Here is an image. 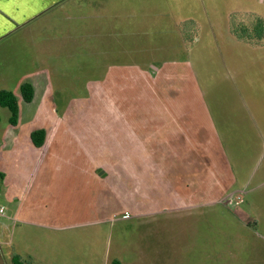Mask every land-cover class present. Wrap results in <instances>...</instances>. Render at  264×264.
<instances>
[{"label":"rangeland","instance_id":"1","mask_svg":"<svg viewBox=\"0 0 264 264\" xmlns=\"http://www.w3.org/2000/svg\"><path fill=\"white\" fill-rule=\"evenodd\" d=\"M253 17L264 0H72L0 43V91L43 87L29 103L9 91L14 126L0 107V264L50 243L69 264H264V37L232 32ZM113 67L129 69L105 84ZM205 110L209 143L199 120L189 143L150 120ZM108 115L144 122L110 132ZM67 116V138L24 146Z\"/></svg>","mask_w":264,"mask_h":264},{"label":"crops","instance_id":"2","mask_svg":"<svg viewBox=\"0 0 264 264\" xmlns=\"http://www.w3.org/2000/svg\"><path fill=\"white\" fill-rule=\"evenodd\" d=\"M72 0H9V2H6L3 4L2 8H0V43H3V41H6L12 34H14L17 30H22L24 28L27 27V25L30 24V22L40 16L43 17L45 15H51L53 12H55L56 10H59L60 8H63L64 6L68 5ZM129 67L126 70H122V68H117V67H113L109 70V72L105 75V84L113 81V76L115 73H119V72H126L128 71ZM155 69V68H154ZM141 70V69H140ZM157 71V69H155ZM161 70L158 68V72H160ZM27 80V79H26ZM22 80H19V86L17 87V83L16 85L10 89L8 87H5L2 90H19L20 92V86L23 83H26V81L22 82ZM5 82V79H4ZM40 82L41 80H39L38 78H35V80H29L28 83H30V85L33 88L34 94L33 97H35L36 95V89H37V95H39L40 99L43 98V94H39L38 91L40 90L41 92H43V87H40ZM114 83V82H113ZM191 87V91H192V86L189 85ZM185 91L184 93L186 94L187 91H189L188 89L183 88L182 91ZM190 91V93H191ZM20 99L22 100L21 96ZM18 100V99H17ZM174 102V101H173ZM201 107L202 109L203 106L205 105L201 99ZM169 105V104H168ZM176 105V104H175ZM206 112V116L204 117L203 114L200 117H193L190 115H186V116H181V115H152V119H150L151 121H153L155 123V128L154 130L156 131V133L158 135H160L162 132H164V128L161 124H165L166 126L168 125V127L170 129H172L174 131V133L178 136V137H183L184 139H186V141L189 142H193V139H191V135L193 136L192 132H193V122L194 120H199L200 124H201V128L200 131L205 132V136L207 137V142L208 138L210 137V142L211 139H214L215 136V130L213 128V125L211 124L212 121L210 119V117L208 116V110H205ZM142 115H118L116 117H113L112 115H108L105 117V123L107 125L110 126H106V131H116L115 128L121 129L123 132L124 131H128V130H133L136 127L139 126V122H144V118L140 117ZM161 116V117H158ZM95 121H96V117H92ZM141 118V120H140ZM75 119H77V117H73V116H67V123L71 126L65 127L62 126L63 123H65V121H63L61 118H51V121H49L48 124H42L41 127H44L45 129V141L42 147L40 148H35L32 145V142L30 140V132L27 131L26 135H25V139H24V146L26 145V147H28L29 150H44L47 151L49 146L51 145V140H53L54 138L56 140L61 139L65 134H66V138L68 134H72L73 131H76L78 129V127H76L75 125L77 123H75V125H72L73 122L75 121ZM124 119V120H122ZM179 119V120H178ZM182 119L185 120V129H184V133L181 131L182 127L178 128L177 126V122L182 121ZM203 123H202V122ZM126 122V123H125ZM124 124V126H121L120 124ZM134 124V125H133ZM175 124V125H174ZM112 125H114L113 127H111ZM59 128L60 131H59ZM75 128V129H74ZM212 130V131H211ZM218 132V131H217ZM97 133V132H96ZM164 134V133H163ZM160 140V139H158ZM87 142V144L85 145L86 150L91 151L93 149H95V145L94 142H91L90 138L85 140ZM73 144V141L71 142ZM91 170V169H90ZM95 176V175H94ZM234 194V193H232ZM54 243H50L47 246H44L43 251L41 256H35V262H32L30 264H69L68 262H61L58 258L59 255L56 252ZM90 246H92L91 248L95 247V244L91 243L89 244ZM46 247H48V249H46ZM75 247V246H74ZM68 252L71 253V256H74L73 252H72V248L71 246H68ZM95 253V251L93 250H89V257L91 258V254ZM22 258V257H21ZM94 262L91 260L90 264H93ZM79 264H82V261L79 262ZM94 264H97L96 262ZM98 264H125L123 261L120 260H114V261H109L106 259H103L101 263ZM129 264H141V262H129Z\"/></svg>","mask_w":264,"mask_h":264},{"label":"trees","instance_id":"3","mask_svg":"<svg viewBox=\"0 0 264 264\" xmlns=\"http://www.w3.org/2000/svg\"><path fill=\"white\" fill-rule=\"evenodd\" d=\"M250 23V28L247 27L246 24ZM244 25H239L241 27H237L232 25V32L240 37L239 39H260L264 37V21L260 18H251L249 22ZM33 88L30 84L24 83L20 86V95L24 102L29 103L33 99ZM0 107L5 108L9 112L8 123L11 126H14L18 120V104L17 99L13 93L9 91H0ZM30 140L32 145L35 148H40L43 146L45 141V131L44 130H36L30 134ZM3 177V174L0 173V179ZM11 264H26L19 257L13 256L11 258Z\"/></svg>","mask_w":264,"mask_h":264},{"label":"snow or ice","instance_id":"4","mask_svg":"<svg viewBox=\"0 0 264 264\" xmlns=\"http://www.w3.org/2000/svg\"><path fill=\"white\" fill-rule=\"evenodd\" d=\"M9 2V0H0V8H2L3 4Z\"/></svg>","mask_w":264,"mask_h":264},{"label":"built area","instance_id":"5","mask_svg":"<svg viewBox=\"0 0 264 264\" xmlns=\"http://www.w3.org/2000/svg\"><path fill=\"white\" fill-rule=\"evenodd\" d=\"M3 214V208H0V216Z\"/></svg>","mask_w":264,"mask_h":264}]
</instances>
